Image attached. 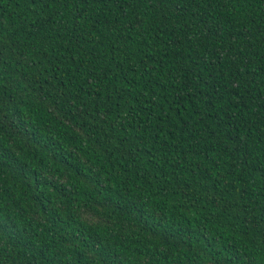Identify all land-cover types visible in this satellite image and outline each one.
Here are the masks:
<instances>
[{
    "label": "trees",
    "instance_id": "1",
    "mask_svg": "<svg viewBox=\"0 0 264 264\" xmlns=\"http://www.w3.org/2000/svg\"><path fill=\"white\" fill-rule=\"evenodd\" d=\"M0 264H264V0H0Z\"/></svg>",
    "mask_w": 264,
    "mask_h": 264
}]
</instances>
